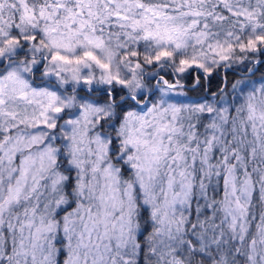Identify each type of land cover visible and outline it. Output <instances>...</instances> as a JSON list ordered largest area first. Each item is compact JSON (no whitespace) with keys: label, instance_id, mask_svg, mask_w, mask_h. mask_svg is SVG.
Wrapping results in <instances>:
<instances>
[{"label":"snow or ice","instance_id":"1","mask_svg":"<svg viewBox=\"0 0 264 264\" xmlns=\"http://www.w3.org/2000/svg\"><path fill=\"white\" fill-rule=\"evenodd\" d=\"M261 69L264 0H0V264H264Z\"/></svg>","mask_w":264,"mask_h":264},{"label":"trees","instance_id":"2","mask_svg":"<svg viewBox=\"0 0 264 264\" xmlns=\"http://www.w3.org/2000/svg\"><path fill=\"white\" fill-rule=\"evenodd\" d=\"M241 73H233L228 76V83L231 84L234 79H238ZM264 76V69H261L260 72H257L252 79H258L259 77ZM192 95H197V93H192Z\"/></svg>","mask_w":264,"mask_h":264}]
</instances>
